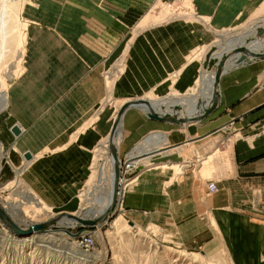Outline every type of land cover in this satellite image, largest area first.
Masks as SVG:
<instances>
[{
  "label": "crops",
  "instance_id": "1",
  "mask_svg": "<svg viewBox=\"0 0 264 264\" xmlns=\"http://www.w3.org/2000/svg\"><path fill=\"white\" fill-rule=\"evenodd\" d=\"M153 1L31 0L27 7L24 71L11 83L9 104L0 112V161L12 156L15 164H26L27 184L59 212L75 210L92 149L109 125L110 110L92 120L105 96V71L131 20ZM260 1L192 0L195 19L177 17L141 28L130 41L113 96L148 101L149 94L164 100L192 96L206 59L195 58L196 48L211 43L212 26H233ZM219 96L217 106L188 127L149 119L138 106L124 111L121 159L154 130L166 132V145L176 147L148 158L155 166L141 168L133 187L125 189L124 214L152 220L184 240L209 228L210 216L228 240L253 244L256 238L263 260L264 59L247 58L227 68L219 78ZM13 124L21 128L18 136L10 131ZM229 126L240 134L229 145L228 163L218 162L219 189L208 195L207 179L195 178L191 165L179 172L170 165H187L211 135Z\"/></svg>",
  "mask_w": 264,
  "mask_h": 264
},
{
  "label": "rangeland",
  "instance_id": "2",
  "mask_svg": "<svg viewBox=\"0 0 264 264\" xmlns=\"http://www.w3.org/2000/svg\"><path fill=\"white\" fill-rule=\"evenodd\" d=\"M171 3L168 0H154L150 6L143 8L131 20V26L119 46L125 45L127 40L133 38V31L136 34L141 28L148 25L177 17L195 19L192 0H180ZM28 6H32L31 0H0V91L7 96L8 104L11 83L24 71L23 61L26 53L29 23L27 19ZM142 16L143 18L140 20ZM145 19L147 20L141 24ZM261 23L264 24V0L260 1L249 16L236 22L233 26L222 29L212 26L211 43L201 45L195 50L196 59L202 58V56H205L206 59L196 79V86L194 89L192 88L193 95L198 94L199 76L215 71L218 52L226 50L229 41L237 38L239 40L241 37L246 38L245 35L251 34L253 26ZM260 36L263 37L264 33ZM248 39L246 42L252 40L253 36H249ZM119 46L116 49L117 52ZM126 53L127 51L122 54V59L115 67L113 64L116 59L113 56L114 63L112 62L106 69L104 74L105 96L96 109L92 120L98 118V114L106 108L107 111L110 110L109 115L112 116L123 103L140 98L125 100L113 96L114 82L123 69ZM148 96V99L156 100L153 94ZM174 96L175 94H172L170 97L174 98ZM237 131L233 126L223 128L211 135L201 149H197L193 160L185 163L187 165L172 164L170 166L175 172H179L181 168H187L191 165L195 178L207 179L205 180L206 187L208 182L214 181L217 191L219 189L218 162L221 159L226 164L228 163L229 145L240 134ZM153 132L163 131L154 130L147 135ZM163 133L167 134L166 132ZM226 140H229L227 144H225ZM173 147L172 144L165 145L164 148H161L167 150L163 154L171 152ZM134 148L135 146L131 151ZM193 149L195 148L193 147ZM129 152L125 155L126 162L133 167L130 171L125 169L126 173L124 167L128 165L122 164L125 158L121 159L117 153L121 165L119 173L121 182L118 183L120 185L118 192L122 194V197L114 205L116 214L113 218L106 223L87 228H82L76 223L64 226L58 222V226L53 230L34 233L26 237L14 236L0 222V264H264V259H259L260 256L257 252L258 247L262 248V245L257 244L256 238L253 244L244 242L242 238L228 240L224 234L225 231L210 216H208L207 222L210 227L198 235L191 236L188 240H184L176 232H172L147 218L127 217L124 214L126 208L123 206L125 189L133 187L136 183L135 177L141 168H151L155 166L156 162L148 159L155 153L134 162L133 160H137V157L128 160ZM1 154L2 144L0 142V157ZM104 154V151L98 152L95 148L92 149L88 175L83 182L79 195L76 197L75 210L60 212L58 209L48 206L27 184L22 176L26 164L19 167L14 163L12 156H9L4 159V162L7 161L5 164L0 161V169H3V175L0 176V206L14 222L22 227H27L35 222H46L61 215L84 213L87 207H91L92 201H90L91 195L89 194L96 191L97 165L105 159ZM107 166L108 164H106V168ZM127 174L128 176H126ZM103 191L105 190L101 189L96 192L102 193ZM85 216L89 217L90 215L85 213ZM129 221L133 224L131 225ZM62 229L70 232H76L79 229L90 230L96 238L94 249L89 253L83 252L78 246L77 237L69 235ZM251 240L253 239L251 238Z\"/></svg>",
  "mask_w": 264,
  "mask_h": 264
},
{
  "label": "bare ground",
  "instance_id": "3",
  "mask_svg": "<svg viewBox=\"0 0 264 264\" xmlns=\"http://www.w3.org/2000/svg\"><path fill=\"white\" fill-rule=\"evenodd\" d=\"M146 20L147 19H145L143 22H141V24H143ZM257 27H263L264 28V24L263 23L256 24L255 26H253V30H251V34L248 33L245 35V36H247L246 38L241 37V38H239V40H238V38L231 40L228 42L230 45L227 43L228 48L226 50L218 52V54H217L218 60L222 56H225V55L227 56V59L225 61L224 67H223V72L227 68L232 67V66L240 63L237 61V59L239 57V53H233L232 52L233 48H235L239 45H243V46L249 48L250 50H252L254 52H264V36L263 37L256 36V28ZM133 34L135 35L134 31H133ZM250 35L253 36V39L250 40L249 42H246V40L249 38ZM129 40L131 41L132 39H129ZM129 40H127V43L125 45L119 46L118 52L116 51V53L114 55L116 62L115 63L113 62L114 63L113 67H115V65L122 59V57H123L122 54L127 51V48L129 46L128 43H130ZM249 59H253V58H249ZM198 80H199V82H198L199 89H198V94H196V95H192L190 97L184 96V97H181L178 99H174L171 97L166 98L165 100L164 99H156V100L149 99V102L152 104V106H154L155 110L159 114L165 113V114H172V115L181 116V117H197L203 113L204 108L208 107L211 104L213 97L215 96L216 92L218 93V96H219V82L217 85L214 84L215 71L199 76ZM159 100H163V101H159ZM133 101H135V100H133ZM127 102H130V101H127ZM200 102H202L201 105H199ZM197 103H198V105H197ZM7 105H8V98L4 93H2L0 91V112L2 110H4L7 107ZM137 106L139 108H141L143 111L146 110V108L143 104H139ZM175 106H177L178 108L181 107L180 110H178L177 108L175 109ZM118 110H116L114 112V114L112 116H110L109 125L107 127L105 134H103L102 137L100 136L101 138L98 140L97 145L94 147L96 149V151H98V152H100V151L105 152V154H104L105 159L101 160V162H99V163L97 162L98 163L97 174H96L97 186L95 189L96 191L101 190V189H104L105 191H103L102 193H98L94 190H93L94 192H92V193L90 192V194H89V195H91L90 201H92L91 207L89 206L85 209V212L83 214L84 216H85V213H87L94 218L103 217L106 214L105 213L106 209L114 201L116 202V201L120 200L122 197V194L119 193L118 191H117V193L113 192V160L111 158V153H110V145H113L115 147L117 153L119 152V142L121 140V135H122L121 126L123 123V121H122L123 115H121L117 119L118 123H117L116 131H115L113 136H110L111 127H112L114 120L117 118ZM194 112L196 113L195 116L192 115ZM183 115H187V116H183ZM190 123H196V121H190L188 123H185L184 126L188 127ZM169 143H170V139H169V136L167 134H165L163 132L150 133L149 135L145 136L138 145H135V148L133 151L129 152V154H128L129 159L128 160H131V159H134L137 157V160H133L134 162L135 161L137 162L143 158L148 157L147 155H149V154L166 151V150H160V151L158 150L157 151V149H159L163 145H166ZM173 148H176V147H173ZM106 164H108L107 168H106ZM0 171H1V169H0ZM106 172L108 175L106 174ZM118 181L121 182L119 178H118ZM216 189H217V187H216ZM24 198H25V196H24ZM58 222H59V224L61 223L64 226L65 225L70 226V225L75 223V221L73 219L69 218L68 216L67 217L66 216L60 217ZM18 226H20V225L18 224ZM29 226L30 225H28L27 227H29ZM12 234L14 236H17V237L30 236V235H16L15 233H12ZM32 234H34V233H32Z\"/></svg>",
  "mask_w": 264,
  "mask_h": 264
},
{
  "label": "water",
  "instance_id": "4",
  "mask_svg": "<svg viewBox=\"0 0 264 264\" xmlns=\"http://www.w3.org/2000/svg\"><path fill=\"white\" fill-rule=\"evenodd\" d=\"M264 33V28L263 27H257L256 28V36H260ZM233 53H239V57L237 59L238 62H242L247 58H253V59H264V52H254L250 50L249 48L239 45L235 48H233ZM227 59V56H222L216 63L215 66V80L214 84L217 85L219 82V78L221 74L223 73V67L225 64V61ZM218 103V93H215V96L213 97V100L211 104L204 108V111L201 115L197 117H181V116H175L172 114H159L154 106L145 99L139 98L135 101H130V102H125L122 104V106L119 108L117 112V118L114 120L111 131H110V136H113L116 128H117V119L123 115L124 111L131 106H137L139 104H143L146 108L144 111L146 116L149 119L157 120V121H162V122H168L171 124H185L190 121H198L203 119L205 116H207L216 106ZM177 106H175V109ZM10 131L14 136H18L21 133V128L18 124H13L10 127ZM110 153H111V158L113 160V192L117 193L118 188H119V173L121 170V165L120 161L117 155V151L113 145H110ZM23 157L26 160H29L31 158V154L29 152H24ZM115 201L106 209V214L103 217H98V218H93L91 216L87 217L84 216V213H81L79 215L75 214H66V215H61L57 217H53L46 222H35L33 224H30L29 227H21L18 226L16 222L12 220L11 217L8 216V214L3 210V208L0 206V222L3 224V226L7 229H9L10 232L15 233L16 235H31L32 233H41V232H46L48 230H53L56 226H58L57 222L59 221L60 217L62 216H68L69 218L73 219L76 224L80 227H94L95 225H99L100 223H106L108 220L114 217L116 214L114 211V205ZM129 223L132 225L133 222L129 221ZM64 232L68 233L69 235L73 237H78L79 234L81 233L82 229H79L76 232H70L68 230L62 229Z\"/></svg>",
  "mask_w": 264,
  "mask_h": 264
},
{
  "label": "built area",
  "instance_id": "5",
  "mask_svg": "<svg viewBox=\"0 0 264 264\" xmlns=\"http://www.w3.org/2000/svg\"><path fill=\"white\" fill-rule=\"evenodd\" d=\"M169 3H174L175 1H180V0H168ZM171 3V4H172ZM8 158V157H7ZM126 158L124 159V161L122 162L123 165H128L127 167H124V172L126 173L125 169H129V171L132 169L131 167H133L132 165H130V163L126 162ZM7 162V161H5ZM24 166L23 164L19 165V167ZM18 167V168H19ZM128 176V174L126 175ZM119 189H120V185H119ZM207 193L211 194L213 192L216 191V185L214 181H210L207 183ZM77 242H78V246L79 248L83 251V252H87L89 253L90 251H92L95 247V243H96V238L93 232H91L90 230H82L81 233L79 234V236L77 237Z\"/></svg>",
  "mask_w": 264,
  "mask_h": 264
}]
</instances>
